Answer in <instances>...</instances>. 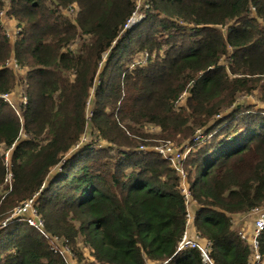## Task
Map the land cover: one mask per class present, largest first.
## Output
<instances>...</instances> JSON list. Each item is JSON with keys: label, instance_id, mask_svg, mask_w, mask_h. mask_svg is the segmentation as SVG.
Masks as SVG:
<instances>
[{"label": "trees", "instance_id": "trees-1", "mask_svg": "<svg viewBox=\"0 0 264 264\" xmlns=\"http://www.w3.org/2000/svg\"><path fill=\"white\" fill-rule=\"evenodd\" d=\"M135 2L0 0V12L20 25L12 42L0 23V95L26 69L25 102L0 97V264H205L198 249L176 250L186 200L168 156L145 160L131 150L114 158L110 146L81 140L92 91L104 138L116 141L107 134L110 107L122 121L146 120L168 139H190L182 164L195 209L188 231L209 242L214 264H250L232 217L264 207V108L239 101L259 90L264 102V0H147L143 20L125 28ZM73 6L70 19L63 10ZM158 14L168 24L156 25ZM159 26L168 32L150 33ZM132 45L154 58L107 75ZM36 193L44 229L65 254L15 214Z\"/></svg>", "mask_w": 264, "mask_h": 264}, {"label": "rangeland", "instance_id": "rangeland-1", "mask_svg": "<svg viewBox=\"0 0 264 264\" xmlns=\"http://www.w3.org/2000/svg\"><path fill=\"white\" fill-rule=\"evenodd\" d=\"M8 1H5L6 7L8 6ZM78 11L77 6H73L71 8H67L63 10V14L68 16L70 19H74L76 16V12ZM6 14V13H5ZM2 14L0 15V23L3 24V26L6 28L10 40L13 42L16 39L17 32L20 30V25L18 27L17 21L14 20L13 18L9 17L8 15ZM147 12H145V15L141 17L137 22H141L143 18L146 16ZM156 19V25L159 23V19H162L161 22L168 24L167 19L164 20V15L163 14H158ZM151 23L146 24L143 26L142 30H146ZM182 24V23H181ZM183 30V26L181 25L179 31H178V37H181L180 34ZM150 33H154L156 36H159L160 34L167 33V29L162 28V27H153ZM160 39V37H158ZM173 44V40H170L167 42V44L162 45V50H166ZM180 44L179 41L176 42L175 47ZM187 43H184V46H186ZM161 51H159V55H161ZM173 54V51H171ZM155 52H153L151 55L147 54L145 51L140 50L137 51L136 46L134 47L133 45L130 46V52L125 54L122 59L115 61L113 60L109 65L106 70V74H112L114 72V68L116 66H120V71H123L125 69L131 70L133 67H137L140 65H146L150 62L148 58L151 56V58H154ZM25 70H20L16 74V84H15V89L13 90L12 93H10V100L13 104L16 106L19 104V102L24 101L25 97L22 94V89H24V85L22 82H24V74ZM262 93L259 90L253 91V93L248 94V95H241L239 97V101L241 103H255L257 108H264V102L262 101ZM185 99H186V93L182 94L180 98L176 101V106L180 105L183 106L185 104ZM96 107L95 105V98H94V92L92 91L90 94V97L87 101L86 107H85V118H86V127L85 130L81 136V140L83 142L89 141V142H94L98 146H103L106 148H109L111 151H109V155L114 156V158H120L122 155L125 154L126 151H131V150H141L144 153H146V158L145 160H157L160 162V157L158 156L157 152L159 148H162L166 145H172L174 147H179L183 146L186 142H189L190 139L188 140H181L180 138H166L165 135L163 134L161 128L156 125L147 122L146 120H140L138 123H133L131 121H122L120 117L113 113L112 109L110 107H106V115L104 117L108 120V124L110 128L107 129V134L110 138L115 139L116 141H111L110 139L104 138L100 135L98 129H97V124L94 122L93 117L91 115L92 109ZM112 110V111H111ZM178 111V110H177ZM118 117L120 121L117 120V123L113 121L114 118ZM117 119V118H116ZM210 127V126H208ZM207 129L204 127L202 128H196L195 133L196 136H202ZM215 130V129H214ZM213 132V129L210 130ZM211 134V133H210ZM23 137V134L21 135ZM180 137V136H179ZM192 138V137H191ZM199 140V139H198ZM185 141V142H184ZM183 143V144H182ZM197 142H192V151L198 148L199 145ZM3 149V148H2ZM0 150V152L3 150ZM5 155L7 151H4ZM154 153V154H151ZM159 153V152H158ZM9 155V153H8ZM153 155V156H152ZM9 158V156H8ZM8 158L6 161H8ZM188 170V169H187ZM121 178V177H118ZM186 178L187 174H186ZM6 186L9 184V181H5ZM36 200V199H35ZM38 202V201H37ZM36 202V203H37ZM240 218L238 219L239 222H237L236 230L241 229L242 233L245 234L246 238H250L251 236V231H252V216L249 213H242L238 214ZM81 240V238H79ZM59 244L61 245V239H59ZM81 245V243H80ZM85 254L88 255V250L85 248ZM70 260V258H69ZM70 264H80V263H75L73 261H69Z\"/></svg>", "mask_w": 264, "mask_h": 264}, {"label": "built area", "instance_id": "built-area-1", "mask_svg": "<svg viewBox=\"0 0 264 264\" xmlns=\"http://www.w3.org/2000/svg\"><path fill=\"white\" fill-rule=\"evenodd\" d=\"M149 8V4L147 0H136L134 11L130 18L128 19L125 28H128L129 25L136 23L141 17L145 15V10ZM0 14H4V12H0ZM10 93H3L0 95L4 100L8 101L11 105L13 104L10 100ZM26 100V98H25ZM24 100V102H25ZM199 137V136H198ZM159 153H162L164 156H168L170 163L173 168H175L180 176V189L183 192L184 198L186 200V216H185V228L180 238L176 250L181 251L186 248H195L198 249L200 252L202 262L205 264H214L208 254L209 250V242L203 241L200 239L197 233H189L188 227H190L195 218V209L194 207L190 208V195L191 190L189 189L188 179L186 178V170L183 168V160L185 157L190 153L191 146L184 145V146H177L174 147L172 145H166L162 148L158 149ZM5 160L8 158V151L6 153ZM6 181L10 182V174L7 175ZM44 185V184H43ZM41 186L40 190L43 188ZM36 193L33 197L29 198L23 204L16 209L17 216H25V219L28 225L32 226L33 228L37 229L43 236L50 240L51 246L53 249L57 251L60 250L62 254H65L69 251L67 246H64L61 242L59 244V238L56 236L51 237L48 235L44 229V222L41 215L37 212V207L35 205V198ZM249 214L252 216V231L250 238H246L245 234L240 233L242 239H246L248 244L251 247L252 258L250 264H264V256L260 251V237L262 230L264 229V207H256L252 208ZM83 264V263H80Z\"/></svg>", "mask_w": 264, "mask_h": 264}, {"label": "crops", "instance_id": "crops-1", "mask_svg": "<svg viewBox=\"0 0 264 264\" xmlns=\"http://www.w3.org/2000/svg\"><path fill=\"white\" fill-rule=\"evenodd\" d=\"M251 211V210H250ZM249 211V212H250ZM248 212V213H249ZM240 218V216H238V214H234L233 215V217H232V222H233V228L236 230V226H235V224L237 225V222H239L238 221V219ZM236 231H238V234L240 235V233H242V231H241V229H237ZM240 238H241V236H240ZM242 239V238H241ZM242 240H244V241H246V243L248 244V242H247V240L246 239H242Z\"/></svg>", "mask_w": 264, "mask_h": 264}]
</instances>
